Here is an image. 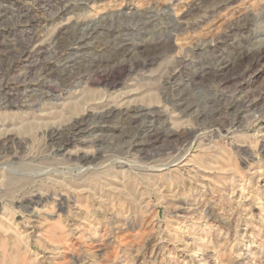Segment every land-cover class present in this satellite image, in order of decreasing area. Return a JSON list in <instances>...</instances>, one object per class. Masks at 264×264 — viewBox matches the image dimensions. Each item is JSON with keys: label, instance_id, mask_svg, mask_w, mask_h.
I'll return each mask as SVG.
<instances>
[{"label": "rangeland", "instance_id": "obj_1", "mask_svg": "<svg viewBox=\"0 0 264 264\" xmlns=\"http://www.w3.org/2000/svg\"><path fill=\"white\" fill-rule=\"evenodd\" d=\"M0 264H264V0H0Z\"/></svg>", "mask_w": 264, "mask_h": 264}, {"label": "bare ground", "instance_id": "obj_2", "mask_svg": "<svg viewBox=\"0 0 264 264\" xmlns=\"http://www.w3.org/2000/svg\"><path fill=\"white\" fill-rule=\"evenodd\" d=\"M120 181V180H119Z\"/></svg>", "mask_w": 264, "mask_h": 264}]
</instances>
